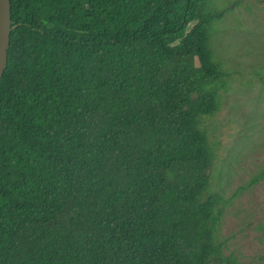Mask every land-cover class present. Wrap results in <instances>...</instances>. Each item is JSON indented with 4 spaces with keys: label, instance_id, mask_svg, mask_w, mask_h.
I'll use <instances>...</instances> for the list:
<instances>
[{
    "label": "trees",
    "instance_id": "1",
    "mask_svg": "<svg viewBox=\"0 0 264 264\" xmlns=\"http://www.w3.org/2000/svg\"><path fill=\"white\" fill-rule=\"evenodd\" d=\"M210 1L9 0L0 264H241L206 133L228 77L212 25L237 1Z\"/></svg>",
    "mask_w": 264,
    "mask_h": 264
},
{
    "label": "rangeland",
    "instance_id": "2",
    "mask_svg": "<svg viewBox=\"0 0 264 264\" xmlns=\"http://www.w3.org/2000/svg\"><path fill=\"white\" fill-rule=\"evenodd\" d=\"M230 1L210 2L225 8ZM234 1L210 35L228 77L213 130L206 132L214 147L207 188L225 201L217 233L222 250L241 264H264V175L250 182L264 171V0Z\"/></svg>",
    "mask_w": 264,
    "mask_h": 264
},
{
    "label": "water",
    "instance_id": "3",
    "mask_svg": "<svg viewBox=\"0 0 264 264\" xmlns=\"http://www.w3.org/2000/svg\"><path fill=\"white\" fill-rule=\"evenodd\" d=\"M10 25L9 0H0V76L3 72L9 43Z\"/></svg>",
    "mask_w": 264,
    "mask_h": 264
}]
</instances>
